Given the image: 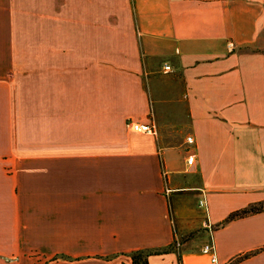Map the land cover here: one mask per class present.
I'll return each instance as SVG.
<instances>
[{
    "label": "crops",
    "instance_id": "0c3cea01",
    "mask_svg": "<svg viewBox=\"0 0 264 264\" xmlns=\"http://www.w3.org/2000/svg\"><path fill=\"white\" fill-rule=\"evenodd\" d=\"M24 18L21 90L0 35V264H209L211 240L220 264H264V208L226 221L264 205V0H25Z\"/></svg>",
    "mask_w": 264,
    "mask_h": 264
},
{
    "label": "rangeland",
    "instance_id": "374dc122",
    "mask_svg": "<svg viewBox=\"0 0 264 264\" xmlns=\"http://www.w3.org/2000/svg\"><path fill=\"white\" fill-rule=\"evenodd\" d=\"M24 2L25 0H0V35L1 31L9 33L14 37V50L16 52V85L21 90V64H22V50H23V25H24ZM8 28V29H7ZM4 35V36H5ZM161 74H164L162 69ZM165 75V74H164ZM18 82V83H17ZM166 189V188H165ZM164 189V193H165ZM170 196V193H169ZM168 196V198H169ZM256 209L264 208V205L255 206ZM33 209L29 204L15 203L14 210L22 211ZM198 233L197 230L187 233L186 236H178L180 242L187 240V237H193Z\"/></svg>",
    "mask_w": 264,
    "mask_h": 264
},
{
    "label": "built area",
    "instance_id": "2783aa9c",
    "mask_svg": "<svg viewBox=\"0 0 264 264\" xmlns=\"http://www.w3.org/2000/svg\"><path fill=\"white\" fill-rule=\"evenodd\" d=\"M162 71L163 73H168L171 71V67L165 64L162 67ZM126 127L130 131L140 133V134H155L156 133V126L153 122L138 123V122L128 120L126 122ZM187 143L192 144L193 139L191 137H187ZM193 162H194V155H189L187 159V164L192 165ZM170 191L171 190L168 188L165 189L166 194H168ZM201 193H202V197L199 199L198 205L200 208L204 210L205 213H207L208 209H207L206 199L204 195L205 193L204 191H202ZM205 226L210 230V232L213 230V227L208 222H206ZM201 252L208 256L209 264H220L218 260L217 249L212 240L203 244V246L201 247Z\"/></svg>",
    "mask_w": 264,
    "mask_h": 264
},
{
    "label": "trees",
    "instance_id": "16d2710c",
    "mask_svg": "<svg viewBox=\"0 0 264 264\" xmlns=\"http://www.w3.org/2000/svg\"><path fill=\"white\" fill-rule=\"evenodd\" d=\"M259 209H256L255 206H252L248 209H244V210H240V211H237V212H234L232 214L229 215V217L226 219V221H229V220H232L234 218H237V217H242L246 214H249V213H255V212H258ZM167 250H160V251H137V252H133L131 255H130V258H131V261H132V264H148L147 262V258L152 255V254H161V253H166Z\"/></svg>",
    "mask_w": 264,
    "mask_h": 264
}]
</instances>
